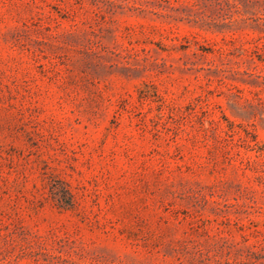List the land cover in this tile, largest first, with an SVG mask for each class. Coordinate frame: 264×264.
Here are the masks:
<instances>
[{
	"label": "rangeland",
	"instance_id": "1",
	"mask_svg": "<svg viewBox=\"0 0 264 264\" xmlns=\"http://www.w3.org/2000/svg\"><path fill=\"white\" fill-rule=\"evenodd\" d=\"M0 264H264V0H0Z\"/></svg>",
	"mask_w": 264,
	"mask_h": 264
}]
</instances>
